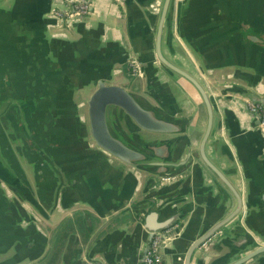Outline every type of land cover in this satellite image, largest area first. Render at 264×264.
Wrapping results in <instances>:
<instances>
[{
    "label": "water",
    "instance_id": "water-1",
    "mask_svg": "<svg viewBox=\"0 0 264 264\" xmlns=\"http://www.w3.org/2000/svg\"><path fill=\"white\" fill-rule=\"evenodd\" d=\"M48 1L51 15L47 19L41 17L30 0H0V249L3 250L0 255L15 246L16 243L12 245L14 237L24 232L19 226L21 219L30 228L46 232L33 216L35 213L50 220L45 213L53 208L46 210L45 203L54 207L52 215L59 198L67 196L70 190L77 199L82 195L80 198L86 203L93 200L97 182L93 174L95 163L90 159L93 155L131 168L156 188L157 195L151 200L134 202L142 210L123 209L112 217L113 220L133 212L126 223L132 225L141 216L135 226L137 234L143 231V238L134 264L144 263L155 236L160 239L159 256L162 249L176 242L186 210L179 209L160 220V209L154 206L158 197L164 196L162 185L196 167L215 189L225 192L224 198H229L226 212L211 226H204L201 234L192 242L184 243L181 250L177 248L182 241L174 244L170 256L178 259L177 264H190L198 248L207 243L216 244L218 237L224 231L229 232L232 225L242 243L229 252L224 264H247L264 254V238L248 224L249 196L248 201L241 196L207 153L214 132L226 136L224 117L218 122L216 112L227 103L261 136L264 144V124L260 125L258 114L250 112L247 106L250 103L264 108V0H216L215 15L221 19L222 30L230 25V18L233 20L232 38L226 44V50L229 48L233 57L227 63L242 70L246 83L235 84L229 96L216 97L200 77L184 71L163 54L164 45L176 44L183 51L184 39L178 33V20L184 5L193 0H158L156 11L151 8L154 0H149L144 9L149 19L151 53L158 70L162 75L170 73L186 80L202 100L206 126L196 148L191 147L184 128L172 113H164L160 104L157 108L144 96L120 84L122 70L113 72L114 66L135 63L140 72L136 79L144 78V67L129 48L119 60L111 57L105 50L109 45L104 47L100 40L102 24L88 28L93 27L88 2ZM118 2L130 4V0ZM73 4L87 5L88 14L66 16ZM221 6L228 9L225 11ZM52 28L57 32H50ZM67 30H73L76 37L72 38ZM116 44L123 50L121 42ZM224 63V59H219L215 65ZM167 79L187 99L177 84ZM181 106L182 103L178 108ZM221 113L224 116L225 112ZM173 199H163L164 209L168 204L172 206ZM147 204L152 208L144 211ZM231 236L221 241L232 243ZM254 241L258 247L246 251ZM85 262L101 264L88 258ZM0 264L4 263L0 260Z\"/></svg>",
    "mask_w": 264,
    "mask_h": 264
},
{
    "label": "crops",
    "instance_id": "crops-1",
    "mask_svg": "<svg viewBox=\"0 0 264 264\" xmlns=\"http://www.w3.org/2000/svg\"><path fill=\"white\" fill-rule=\"evenodd\" d=\"M85 1L92 8L90 16L93 27H87L94 28L102 24L100 40L104 47L109 45L110 48L105 50L111 57L119 60L123 51L129 48L136 53L137 59L144 67L146 73L144 78L136 79L127 72L128 64L114 66L113 72L122 70V75L118 78L120 84L129 91L144 96L155 107L159 108L158 104H160L164 113H172L184 128L191 147L196 148L205 130L206 112L196 90L186 80L170 73L162 75L158 70L159 65L151 53L148 35L149 19L144 13L149 0H130L129 5L118 0ZM30 2L35 5L36 11L42 15V18H50L51 10L48 0H30ZM217 5L216 0H193L191 4H185L184 12L178 20V33L184 39L183 51L177 48L176 44H173L174 48L168 45L163 46V54L168 60L176 61L184 71L200 77L213 97L229 96L235 84H246L241 76L242 70L234 67L236 65L231 62L227 63V60L233 57L230 49L226 50V44L230 43L232 38L233 20L230 18V25L222 30L221 19L215 15ZM221 9L226 11L228 7L221 6ZM238 23L241 22L238 21ZM50 32H57V29L52 28ZM67 32L72 38L76 37L73 30H67ZM220 37H223L224 41H218ZM118 42L124 46H122L123 50L116 44ZM112 44L116 46L113 47ZM219 59H224L226 63L223 66L215 65ZM167 78L177 84L176 86L181 89L187 99ZM180 103L182 106L179 109ZM224 106L222 109L217 108L216 116L218 122L224 117L226 136L224 138L222 134L214 132V137L208 144L207 153L241 196L247 201L249 196L248 204L251 209L248 224L254 226L261 234L260 237L264 238L263 140L257 132L248 127L249 123L245 122L238 112H234L236 109L231 107L230 103ZM221 111L225 112L224 116ZM84 152L88 157V152L85 150ZM90 159L95 163L96 170L93 168V174H96L97 181L95 194L91 196L92 203L82 201L80 198L82 195L79 199L75 198L78 196L73 190H70L67 196L59 198L52 215L54 207L51 203H45L46 210L53 208L48 214L45 213L49 221L33 213L37 222L46 230L44 234L38 229L30 228L32 226H29L25 219H21L19 226L24 232L14 237L12 245L16 243L15 246L9 248L4 255H0V260L4 264L7 262L9 264H40L41 262L47 264V259H50V257L47 258L49 244L54 236L52 233L54 228L64 220L68 223V228L65 229L68 233L56 244L54 238L52 245L55 264H86V258L101 264H134L136 262L139 252L137 247L142 242L143 231L139 230L140 234H137L138 229L135 224L141 220V216H137L132 225L126 223L129 222L133 212L113 220L112 217L123 209L142 210L141 207L137 208L136 204L133 205L134 202H140L143 199L151 200L157 195L156 188L147 183L143 175L119 162L95 155ZM162 186L165 189L164 196L158 197V202L154 206L160 209L159 219L163 220L179 209L186 210L183 228L176 242L166 246L160 252L162 264H177L178 259L170 256L174 244L182 241V245H178L177 248L181 250L184 243L192 242L201 234L204 226H211L215 219L222 217L226 212L229 198H224L225 192L217 187L215 189L197 167L186 170L175 181ZM173 197L174 205L168 204V208L164 209L163 199ZM150 207L151 205L147 204L144 211ZM122 222L125 225L121 224ZM231 232L233 235H228ZM34 236H37L38 240L33 239ZM225 236H231L232 243L221 241ZM217 240L216 244L207 243L198 248L193 253L190 264H224L223 261L229 252L242 243V238L239 233L234 232L233 225L229 232L224 231ZM89 242L90 246L86 255L85 249ZM142 246L141 244L140 248ZM256 247L258 244L254 241L246 251ZM2 251L0 249V252ZM111 255H113L112 258ZM247 264H264V254L255 257Z\"/></svg>",
    "mask_w": 264,
    "mask_h": 264
},
{
    "label": "built area",
    "instance_id": "built-area-1",
    "mask_svg": "<svg viewBox=\"0 0 264 264\" xmlns=\"http://www.w3.org/2000/svg\"><path fill=\"white\" fill-rule=\"evenodd\" d=\"M63 3H73L76 0H61ZM159 1L154 0V2L151 4L152 10L156 11L158 8ZM88 14V6L85 4H73L68 9V12L66 13V16H74V15H86ZM128 67L130 68L132 77H138L140 76V72L138 67L135 63L128 64ZM247 106L252 113H256L259 116L260 119V125L264 124V108L258 104L251 105L250 103H247ZM160 239L158 236H155L154 239L151 242L150 249L146 255L145 261L143 264H162L161 256L158 255V247H159Z\"/></svg>",
    "mask_w": 264,
    "mask_h": 264
},
{
    "label": "flooded vegetation",
    "instance_id": "flooded-vegetation-1",
    "mask_svg": "<svg viewBox=\"0 0 264 264\" xmlns=\"http://www.w3.org/2000/svg\"><path fill=\"white\" fill-rule=\"evenodd\" d=\"M127 72L129 73L130 76L131 75V71H130V68L127 67ZM128 75V74H127ZM68 223L67 221H63V222H60L55 228H54V231H53V235H55V244L56 242H58L63 236H66L68 232H65V229L68 228ZM52 253V254H51ZM51 253H50V259H47V264H55V257H54V254H53V251L51 250Z\"/></svg>",
    "mask_w": 264,
    "mask_h": 264
}]
</instances>
